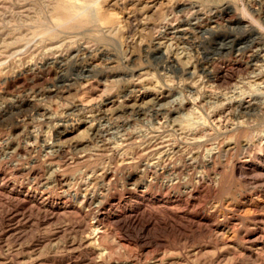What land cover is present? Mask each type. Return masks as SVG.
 Instances as JSON below:
<instances>
[{
  "label": "rangeland",
  "instance_id": "374dc122",
  "mask_svg": "<svg viewBox=\"0 0 264 264\" xmlns=\"http://www.w3.org/2000/svg\"><path fill=\"white\" fill-rule=\"evenodd\" d=\"M262 2L0 0V264H264Z\"/></svg>",
  "mask_w": 264,
  "mask_h": 264
},
{
  "label": "bare ground",
  "instance_id": "6f19581e",
  "mask_svg": "<svg viewBox=\"0 0 264 264\" xmlns=\"http://www.w3.org/2000/svg\"><path fill=\"white\" fill-rule=\"evenodd\" d=\"M260 1V0H258ZM249 3V2H248ZM260 3V2H259ZM262 5L264 4V2L261 3ZM62 2H58V5L57 7H60L62 6ZM259 5V4H258ZM66 7V6H65ZM60 10V9H59ZM66 10V9H65ZM64 11V10H62ZM71 11V10H70ZM67 12V10L65 11ZM72 13V11H71ZM73 14V13H72ZM84 16V15H83ZM85 18V17H83ZM82 18V19H83ZM64 19V18H63ZM88 19V18H87ZM81 21V20H80ZM86 22V20H85ZM240 23V22H239ZM255 27V26H254ZM253 26H250L249 30H250V36H253V34H257V32H255V28ZM142 29V28H141ZM254 37V36H253ZM256 37V36H255ZM253 42H252V45H251V48L254 47V44L256 43V45L260 44V47L257 49V50H254L253 48L250 50V54L248 55V59L250 61V66H254L255 64V61H258V60H261L262 58H264V40H263V37H261L260 35V38L258 39L257 38H253ZM259 40V41H258ZM224 44V43H223ZM227 44V43H226ZM255 45V46H256ZM90 72V70H88ZM263 107H264V102H263ZM23 155V154H22ZM54 157V156H53ZM56 168V167H55ZM49 174V173H48ZM100 197V196H99ZM105 203V202H104ZM83 204V203H82ZM81 204V205H82ZM115 205V204H114ZM86 211V210H85ZM86 217V216H85ZM97 218H101V216L98 214ZM88 219V218H87ZM95 219V218H94ZM123 227H126V226H139V221L137 219H132V217H127V218H124L123 219H120L118 221ZM92 224V223H91ZM94 224V223H93ZM98 226V225H97ZM141 229H146L145 226H141ZM97 230V233H96V236L97 237H100L102 234H103V231L102 230H99V229H96ZM93 237V236H92ZM97 239V238H96Z\"/></svg>",
  "mask_w": 264,
  "mask_h": 264
}]
</instances>
